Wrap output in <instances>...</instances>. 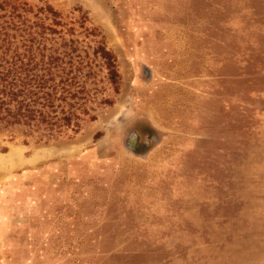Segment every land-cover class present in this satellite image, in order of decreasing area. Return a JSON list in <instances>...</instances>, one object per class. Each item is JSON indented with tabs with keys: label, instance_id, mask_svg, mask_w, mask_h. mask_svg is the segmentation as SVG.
Masks as SVG:
<instances>
[{
	"label": "rangeland",
	"instance_id": "374dc122",
	"mask_svg": "<svg viewBox=\"0 0 264 264\" xmlns=\"http://www.w3.org/2000/svg\"><path fill=\"white\" fill-rule=\"evenodd\" d=\"M10 22L76 48L90 111L0 129V264H264V0H0Z\"/></svg>",
	"mask_w": 264,
	"mask_h": 264
},
{
	"label": "trees",
	"instance_id": "16d2710c",
	"mask_svg": "<svg viewBox=\"0 0 264 264\" xmlns=\"http://www.w3.org/2000/svg\"><path fill=\"white\" fill-rule=\"evenodd\" d=\"M37 13H45L53 26L60 24V13L51 6L39 8ZM8 28L18 34L9 35ZM45 31L57 32L43 23L0 25V129L21 127L53 139L57 128L77 129L80 116L89 115L83 81L88 63L81 55H73L76 48L61 51L54 39H47ZM93 55L103 61L117 91L114 55L103 45L95 48ZM89 118L95 120L94 116Z\"/></svg>",
	"mask_w": 264,
	"mask_h": 264
},
{
	"label": "bare ground",
	"instance_id": "6f19581e",
	"mask_svg": "<svg viewBox=\"0 0 264 264\" xmlns=\"http://www.w3.org/2000/svg\"><path fill=\"white\" fill-rule=\"evenodd\" d=\"M1 162V161H0Z\"/></svg>",
	"mask_w": 264,
	"mask_h": 264
}]
</instances>
